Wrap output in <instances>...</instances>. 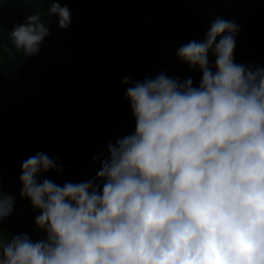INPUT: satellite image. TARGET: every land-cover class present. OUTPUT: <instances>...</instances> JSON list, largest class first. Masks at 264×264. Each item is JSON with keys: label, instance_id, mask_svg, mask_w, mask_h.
Masks as SVG:
<instances>
[{"label": "clouds", "instance_id": "9594fccd", "mask_svg": "<svg viewBox=\"0 0 264 264\" xmlns=\"http://www.w3.org/2000/svg\"><path fill=\"white\" fill-rule=\"evenodd\" d=\"M54 10L66 28L70 11ZM36 19L11 33L26 55L49 34ZM238 30L217 18L177 50L198 87L124 78L135 131L107 146L95 180L60 185L46 153L24 160L21 196L44 238L0 236V264H264V68L235 62ZM13 205L0 191V221Z\"/></svg>", "mask_w": 264, "mask_h": 264}, {"label": "trees", "instance_id": "16d2710c", "mask_svg": "<svg viewBox=\"0 0 264 264\" xmlns=\"http://www.w3.org/2000/svg\"><path fill=\"white\" fill-rule=\"evenodd\" d=\"M54 3L70 11L66 28ZM32 16L49 34L26 55L11 33ZM217 18L238 26L235 62L264 68V0H0V191L14 198L0 236L44 238L21 196L22 162L43 152L62 169L47 179L95 180L107 146L135 131L124 78L165 73L198 87L201 71L177 50L203 42Z\"/></svg>", "mask_w": 264, "mask_h": 264}]
</instances>
